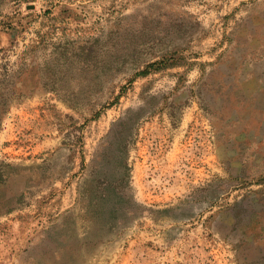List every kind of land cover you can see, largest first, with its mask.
Here are the masks:
<instances>
[{
    "label": "rangeland",
    "instance_id": "obj_1",
    "mask_svg": "<svg viewBox=\"0 0 264 264\" xmlns=\"http://www.w3.org/2000/svg\"><path fill=\"white\" fill-rule=\"evenodd\" d=\"M0 264H264V0H0Z\"/></svg>",
    "mask_w": 264,
    "mask_h": 264
}]
</instances>
